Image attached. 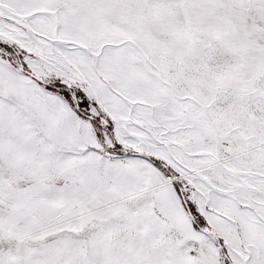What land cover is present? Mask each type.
<instances>
[{
  "label": "snow or ice",
  "instance_id": "obj_1",
  "mask_svg": "<svg viewBox=\"0 0 264 264\" xmlns=\"http://www.w3.org/2000/svg\"><path fill=\"white\" fill-rule=\"evenodd\" d=\"M0 264H264V0H0Z\"/></svg>",
  "mask_w": 264,
  "mask_h": 264
}]
</instances>
